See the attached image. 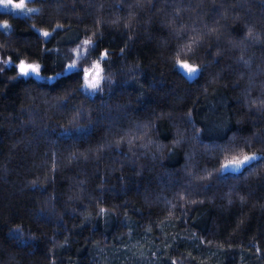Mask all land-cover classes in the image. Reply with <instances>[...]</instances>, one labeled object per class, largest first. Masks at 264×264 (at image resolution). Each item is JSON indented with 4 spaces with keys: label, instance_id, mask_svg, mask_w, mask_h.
<instances>
[{
    "label": "trees",
    "instance_id": "1",
    "mask_svg": "<svg viewBox=\"0 0 264 264\" xmlns=\"http://www.w3.org/2000/svg\"><path fill=\"white\" fill-rule=\"evenodd\" d=\"M29 2L0 10V264H264V0Z\"/></svg>",
    "mask_w": 264,
    "mask_h": 264
},
{
    "label": "snow or ice",
    "instance_id": "2",
    "mask_svg": "<svg viewBox=\"0 0 264 264\" xmlns=\"http://www.w3.org/2000/svg\"><path fill=\"white\" fill-rule=\"evenodd\" d=\"M9 4H13V0H0V5H9ZM24 6V0H20V3L15 4L14 7L17 9L23 8ZM32 11V10H29ZM43 35L45 37H47L49 35V33L44 32ZM85 44H90L91 41H84ZM81 53H78V55H80ZM106 55V53L104 54ZM101 59H103V56L101 57ZM177 64L180 68V70L185 74V76L188 79H193L199 69L197 66L188 64L187 62H183V61H177ZM39 65H34V64H26L25 62L21 61L20 64L18 65V69H19V74L21 76H25V77H29V76H33V75H37L39 73ZM76 64L73 63L71 65H69L66 69V71H73L74 69H76ZM93 69L95 70V73L92 74L91 69L89 70H84V85L83 87L90 88V89H98L100 82L102 80V76L100 75L101 73V69H100V65L99 62H97L96 64L93 65ZM91 75V79H89V76ZM257 159V156L255 154L248 156L245 155L243 158H239V157H233L231 159H226L225 163L221 166V171H238L242 166L249 164L251 161Z\"/></svg>",
    "mask_w": 264,
    "mask_h": 264
},
{
    "label": "rangeland",
    "instance_id": "3",
    "mask_svg": "<svg viewBox=\"0 0 264 264\" xmlns=\"http://www.w3.org/2000/svg\"><path fill=\"white\" fill-rule=\"evenodd\" d=\"M20 3V0H13V4H9V5H0V10H5V11H11L15 14H19V15H32L33 13H35L38 10V7L32 3L29 2V0H24V6L23 8L17 9L14 7L15 4ZM32 10V11H29ZM0 26L5 28V29H10V25L7 22H2L0 23ZM42 33L47 32L49 33V35L47 37H50L53 32L52 31H47V30H40ZM88 41V40H85ZM92 47V43L90 44H85L84 41H82L81 43H79L77 46H75L72 50V57L70 62L68 63V66L75 63L77 67H80L81 63H84L83 60L86 61V65L84 67V70H93L92 74L95 73V70L93 69V65L96 64L97 62H99L100 65V69L102 70V65H101V61L100 60H91L90 59V49ZM78 53H81L80 55H78ZM85 54V55H84ZM28 64V63H26ZM34 65H38V64H34ZM100 75L103 77V70L101 71ZM38 76L41 77L40 74V67H39V73ZM104 78V77H103ZM103 78L100 82L99 88L98 89H90V88H85L83 87L88 93L90 94H95L101 87L102 82H103ZM89 79H91V75L89 76ZM84 85V84H83Z\"/></svg>",
    "mask_w": 264,
    "mask_h": 264
},
{
    "label": "water",
    "instance_id": "4",
    "mask_svg": "<svg viewBox=\"0 0 264 264\" xmlns=\"http://www.w3.org/2000/svg\"><path fill=\"white\" fill-rule=\"evenodd\" d=\"M250 156H251V155H250ZM251 162H252V161H251ZM251 162H250V163H251ZM250 163H249V164H250ZM247 165H248V164L242 166L238 171H241V170L244 169ZM228 171H229V172H237V171H231V170H228Z\"/></svg>",
    "mask_w": 264,
    "mask_h": 264
},
{
    "label": "bare ground",
    "instance_id": "5",
    "mask_svg": "<svg viewBox=\"0 0 264 264\" xmlns=\"http://www.w3.org/2000/svg\"><path fill=\"white\" fill-rule=\"evenodd\" d=\"M85 55V54H84ZM144 264V263H143ZM145 264H147V263H145ZM152 264V263H151Z\"/></svg>",
    "mask_w": 264,
    "mask_h": 264
}]
</instances>
